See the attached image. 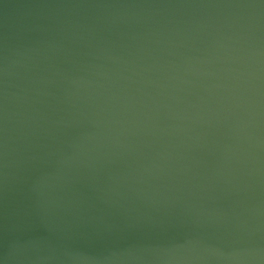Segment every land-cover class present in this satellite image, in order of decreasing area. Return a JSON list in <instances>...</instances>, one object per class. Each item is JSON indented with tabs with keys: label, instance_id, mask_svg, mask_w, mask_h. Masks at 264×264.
<instances>
[{
	"label": "water",
	"instance_id": "95a60500",
	"mask_svg": "<svg viewBox=\"0 0 264 264\" xmlns=\"http://www.w3.org/2000/svg\"><path fill=\"white\" fill-rule=\"evenodd\" d=\"M0 264H264V0H0Z\"/></svg>",
	"mask_w": 264,
	"mask_h": 264
}]
</instances>
